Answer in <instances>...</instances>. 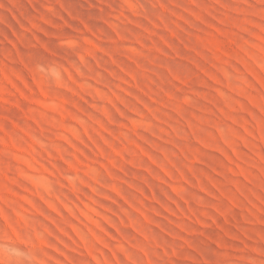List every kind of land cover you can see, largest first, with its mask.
<instances>
[{
  "label": "rangeland",
  "instance_id": "374dc122",
  "mask_svg": "<svg viewBox=\"0 0 264 264\" xmlns=\"http://www.w3.org/2000/svg\"><path fill=\"white\" fill-rule=\"evenodd\" d=\"M0 264H264V0H0Z\"/></svg>",
  "mask_w": 264,
  "mask_h": 264
}]
</instances>
